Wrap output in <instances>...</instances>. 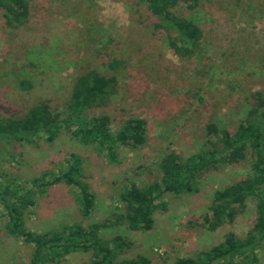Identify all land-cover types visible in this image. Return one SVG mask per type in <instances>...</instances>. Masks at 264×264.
I'll list each match as a JSON object with an SVG mask.
<instances>
[{
  "label": "rangeland",
  "instance_id": "1",
  "mask_svg": "<svg viewBox=\"0 0 264 264\" xmlns=\"http://www.w3.org/2000/svg\"><path fill=\"white\" fill-rule=\"evenodd\" d=\"M27 1L28 17L21 26H8L0 11V118L22 116L43 99L62 109L76 77L93 69L114 76L117 83L104 104L86 111V117L107 115L112 130L127 118H143L146 142L119 147L115 160L65 131L52 143L40 138L37 145L7 146V153L0 154V185L7 190L25 193L32 178L56 175L74 153L94 195L84 219L76 187L62 182L45 186L35 193L34 207L24 210V228L41 234L74 223L104 222L98 230L101 239L121 236L129 244L115 263L142 255L151 264H174L178 257L194 258L229 232L244 237L255 220L252 201L232 223L213 231L204 218L211 217L213 192L249 173V157L201 172L192 193L165 194L157 202L164 208L155 209L148 231L115 224V215L122 210L119 194L125 185L158 180L166 149L185 158L207 148L206 124L234 130L249 107V94H264V0H200L194 11L179 9L178 14L205 28L204 39L189 57L168 48L141 0ZM112 61L118 63L114 69L108 66ZM5 223L0 204V264H29L32 245L9 235ZM256 252L257 264H264V247ZM90 255L72 252L45 264H85Z\"/></svg>",
  "mask_w": 264,
  "mask_h": 264
},
{
  "label": "trees",
  "instance_id": "2",
  "mask_svg": "<svg viewBox=\"0 0 264 264\" xmlns=\"http://www.w3.org/2000/svg\"><path fill=\"white\" fill-rule=\"evenodd\" d=\"M149 14L155 18L153 27L165 34L166 45L180 57H189L199 48L205 37V28L194 19L178 14L179 9L194 11L200 0H141ZM0 11L5 23L18 27L28 17L27 0H0ZM116 61L108 64L110 68ZM117 81L90 69L78 75L72 85L69 99L60 109L49 99H43L26 110L22 116L0 118V154L13 144L37 145L38 140L52 143L62 131L82 145L95 146L115 160L119 147L141 146L146 142V120L127 118L112 130L107 115L86 117V111L102 106ZM22 84H27L22 82ZM249 107L234 130L209 122L205 126L207 148L181 158L166 149L159 161L158 180L143 186L128 183L119 194L122 210L115 215V224L131 231H148L153 224L152 214L161 206L157 203L165 194L180 195L196 191L195 183L201 172L217 166H232L250 159L249 173L223 188L216 189L208 206L211 217L204 218L208 230L213 231L225 223H232L242 213L247 201L255 208V220L244 237L233 232L211 248L199 252L194 258L178 257L174 264H257V250L264 247V94L253 91L248 96ZM81 158L70 153L65 168L56 175L42 173L31 179L32 187L16 194L0 185V204L6 212V232L21 237L32 245L29 264L58 263L72 252H90L85 264H151L139 255L115 263V259L129 244L121 236L110 240L99 237L98 230L106 224L84 226L74 223L61 230L33 233L24 228V210L34 207L36 192L45 186L64 183L78 189L80 215L85 219L94 206V195L83 180ZM53 177L52 179H49Z\"/></svg>",
  "mask_w": 264,
  "mask_h": 264
}]
</instances>
